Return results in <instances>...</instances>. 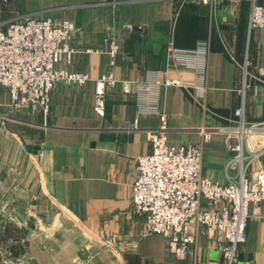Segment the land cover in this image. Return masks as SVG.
<instances>
[{"label": "crops", "instance_id": "1", "mask_svg": "<svg viewBox=\"0 0 264 264\" xmlns=\"http://www.w3.org/2000/svg\"><path fill=\"white\" fill-rule=\"evenodd\" d=\"M173 3L16 0L0 5V25L25 14L52 17L57 23L74 21L78 30L71 45L77 51L57 67L85 71L91 77L83 84L60 83L47 113L39 106L11 108L10 92L0 87V200L15 201L12 211L19 216L27 214L22 208L26 201H33L27 244L22 243L26 225L15 222L1 231L8 246L26 247L9 257L13 264L222 262L207 235L198 236L192 257L179 259L168 251L163 235L142 234L145 217L133 204L132 185L136 158L149 153L152 145L146 131L129 128L136 119L143 129L161 124L160 115L140 113L139 103L151 101V95L107 87L104 115L95 110L96 80L111 67L109 55L96 50L114 37L120 46L113 67L118 79L144 80L155 71L162 80L184 83L162 85L155 96L172 129L169 141L203 145V173L214 181L226 184L240 177L247 157L236 159L224 134L214 133L211 142H204L198 129L225 125L243 100L246 118L264 122V82L241 94L247 53L252 70L260 74L261 69L264 77V27L249 31L246 0L240 5L229 0L190 1L175 23L174 37L183 49H195L203 40L210 43L206 80L200 88L196 68L178 67L168 58ZM247 168L264 169V153ZM40 213L45 214L43 223ZM251 215L237 264H264V204L251 207ZM3 263L9 264L0 260Z\"/></svg>", "mask_w": 264, "mask_h": 264}, {"label": "built area", "instance_id": "2", "mask_svg": "<svg viewBox=\"0 0 264 264\" xmlns=\"http://www.w3.org/2000/svg\"><path fill=\"white\" fill-rule=\"evenodd\" d=\"M12 1L0 0V5L6 6ZM229 1L241 4V0ZM263 27L264 3L250 0L249 31ZM77 30L74 21L57 23L52 17L32 14L0 25V87L10 92L11 108L39 106L47 113L60 83L83 84L91 79L85 71L57 67L63 60L70 61L76 53L71 40ZM174 36L175 23L170 29L169 60L178 67L196 68L201 85L198 86L204 87L210 43L203 40L195 49H183L176 46ZM119 49L116 39L110 37L96 50L109 55L111 67L96 80L95 110L104 115L106 88L121 86L125 93L150 94L151 101L141 98L140 113L161 116L158 127L143 129L136 119L129 128L146 131L152 145L149 153L136 158L137 178L132 185L133 204L145 217L143 236L163 235L168 251L179 259H187L195 254L198 236L207 235L221 252L219 264H237L239 248L247 241L251 207L258 209L264 204V169L247 168L255 156L264 153V122L246 118L243 100L225 125L198 129L204 142H211L214 133L224 134L235 158L248 159L237 180L231 179L226 184L214 181L203 173V145L193 142L176 145L169 141L172 129L155 98L162 85L183 86L184 83L171 78L162 80L155 71H150L144 80L118 79L113 67ZM232 59L237 62L236 57ZM241 67L244 74L241 94L245 95L256 88V82H264V77L261 69L260 74L252 70L253 61L248 53ZM256 218L259 217L256 215Z\"/></svg>", "mask_w": 264, "mask_h": 264}, {"label": "rangeland", "instance_id": "3", "mask_svg": "<svg viewBox=\"0 0 264 264\" xmlns=\"http://www.w3.org/2000/svg\"><path fill=\"white\" fill-rule=\"evenodd\" d=\"M14 1H16V0H14ZM173 1L175 3H173V15L171 16L170 21L173 23H176V21L178 20L179 16L182 13V10L192 0H173ZM198 1H202V0H198ZM206 1L211 2L212 0H206ZM258 2L264 3V0H258ZM248 4L250 7V0H248ZM2 8H4V7H2ZM5 11H6V9H4L3 14L5 13ZM5 18H9V16H6ZM260 139H262V138H260ZM15 205H16L15 201L0 200V260H7L9 262V264H13L12 259H9V257L14 256V255L17 256L16 251L23 253L22 250L23 249L26 250V247L25 246L23 247L22 244L20 245V247H18L17 243H14V244L10 243V246H8V243L3 240L4 231L1 232L3 227H6V226L11 225V224H15V222H16V224L21 223L23 225H26V228H25L26 233L24 236V241L22 243L27 244V239H28V234H29V231H28L29 226L28 225H29L30 219H33V216L28 215L29 209L33 205L32 200H29V201L27 200L26 206L24 204V206L22 207L23 209L26 208L27 214H22L19 216L18 213H15V211H12L13 208L16 207ZM44 215H45L44 213H40V215H39L40 218H42V220H43L42 223L45 222Z\"/></svg>", "mask_w": 264, "mask_h": 264}, {"label": "trees", "instance_id": "4", "mask_svg": "<svg viewBox=\"0 0 264 264\" xmlns=\"http://www.w3.org/2000/svg\"><path fill=\"white\" fill-rule=\"evenodd\" d=\"M248 2V0H246V3Z\"/></svg>", "mask_w": 264, "mask_h": 264}]
</instances>
